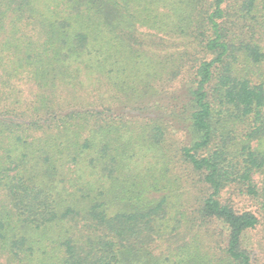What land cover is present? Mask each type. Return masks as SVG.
Here are the masks:
<instances>
[{"label":"trees","instance_id":"16d2710c","mask_svg":"<svg viewBox=\"0 0 264 264\" xmlns=\"http://www.w3.org/2000/svg\"><path fill=\"white\" fill-rule=\"evenodd\" d=\"M159 32L185 47L161 53ZM85 71L115 86L116 112L77 100ZM179 73L180 94L149 105L151 78ZM174 128L207 189L188 229L221 242L174 244L167 196L148 197L161 177L124 172L130 144L165 149ZM263 170L264 0H0V264H258L246 235L264 238ZM232 186L259 216L221 200Z\"/></svg>","mask_w":264,"mask_h":264},{"label":"rangeland","instance_id":"374dc122","mask_svg":"<svg viewBox=\"0 0 264 264\" xmlns=\"http://www.w3.org/2000/svg\"><path fill=\"white\" fill-rule=\"evenodd\" d=\"M134 28L142 33L154 32L153 29L146 27L135 26ZM156 38L157 39H153L166 45L156 49L160 50L163 54L170 51L178 52L185 47L184 42L186 39L184 36L168 35L163 32H159L156 34ZM193 47V44H188L186 46L188 50H193ZM154 61L157 66L160 59L154 58ZM182 77H184V75L179 73L174 76L168 75L165 80L162 81H158L157 78H151V84L157 87L160 91L156 93V95L153 94L147 98L149 105H152L151 103L154 101H158L159 103L165 105L166 102L169 101L166 100L168 97L166 96L167 94L169 95L171 93H175L179 95V82ZM80 78L82 85L86 88L80 89L78 92L77 100L79 102H83L82 106L98 108V106L104 104L110 108L111 111L116 112L118 108L117 105H115L116 103L113 96L118 94V92L115 89V86L112 88L108 85H100L98 87L89 86L91 85L90 82L93 80L91 81L90 78H88L86 71L82 72ZM18 86L21 91L20 98L25 101H31L36 92L35 87L23 82L18 83ZM88 87H90V89H88ZM181 138H184L182 131L179 132L174 128L173 130L167 132L165 135V139L167 141L165 149L143 142L140 138V142L132 143L127 148L129 157L125 158L124 164L126 165V168L124 169V172L131 174L134 179L144 177L146 173H152L153 175L155 173L157 177H161L158 179L159 187L156 190L152 189V191L148 193V197L153 196L156 199L163 195L167 196L169 201L166 207L167 217L170 219L172 218L170 223L173 222V225L177 228L171 234V241L175 242L174 244H188V237L194 232L200 233V239L202 242H209L214 239L216 242H221V239L217 237V234L214 235V239L210 237L205 228L196 229L194 227H190L188 229V215H191L197 209L203 197L207 194V189L202 183L199 174L193 171L189 165L178 159V156L176 155L178 153L174 150V146L180 144V141L178 140ZM171 142L172 144H170ZM255 143V141L252 142V144ZM164 152L166 153V156L163 155ZM165 162L168 163L169 167L167 170H162L164 168L162 163ZM152 165L155 166L154 169H152ZM169 178L172 179V182L166 183L165 180H162ZM252 179L256 184L260 185L264 180V170L253 172ZM109 198H112L111 202L108 204L110 209L119 210V208L122 207V203H119V198H117V196H110ZM220 198L221 200L231 204L237 210L253 211L258 216L260 215V200L240 194L237 187L232 186L223 189L220 193ZM109 211L112 212L111 210ZM177 220H181L179 226H177ZM246 236L249 240L250 246L248 249L251 252L253 260H255L258 264H264V238L261 224L249 231Z\"/></svg>","mask_w":264,"mask_h":264}]
</instances>
